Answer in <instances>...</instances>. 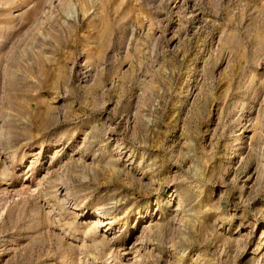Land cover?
<instances>
[{
  "label": "rangeland",
  "instance_id": "374dc122",
  "mask_svg": "<svg viewBox=\"0 0 264 264\" xmlns=\"http://www.w3.org/2000/svg\"><path fill=\"white\" fill-rule=\"evenodd\" d=\"M0 264H264V0H0Z\"/></svg>",
  "mask_w": 264,
  "mask_h": 264
},
{
  "label": "bare ground",
  "instance_id": "6f19581e",
  "mask_svg": "<svg viewBox=\"0 0 264 264\" xmlns=\"http://www.w3.org/2000/svg\"><path fill=\"white\" fill-rule=\"evenodd\" d=\"M101 225H103V223H101ZM99 226V225H98Z\"/></svg>",
  "mask_w": 264,
  "mask_h": 264
}]
</instances>
